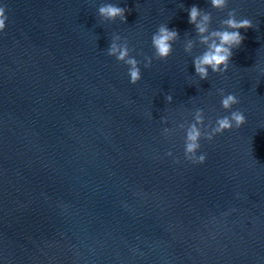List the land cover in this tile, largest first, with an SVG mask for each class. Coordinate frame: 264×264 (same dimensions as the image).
<instances>
[{
  "label": "water",
  "instance_id": "obj_1",
  "mask_svg": "<svg viewBox=\"0 0 264 264\" xmlns=\"http://www.w3.org/2000/svg\"><path fill=\"white\" fill-rule=\"evenodd\" d=\"M2 3L0 264H264V0ZM100 3L125 7V21L101 20ZM194 3L211 28L229 9L252 21L226 72L204 80L191 63L203 48ZM161 23L178 36L144 67ZM113 34L140 61L135 84L106 54ZM218 89L246 120L202 138L194 164L176 125L197 107L205 123L226 114Z\"/></svg>",
  "mask_w": 264,
  "mask_h": 264
},
{
  "label": "clouds",
  "instance_id": "obj_2",
  "mask_svg": "<svg viewBox=\"0 0 264 264\" xmlns=\"http://www.w3.org/2000/svg\"><path fill=\"white\" fill-rule=\"evenodd\" d=\"M228 0H208V4L214 9H224ZM125 7L116 3H100L96 8V14L101 20L113 21L119 18L125 21ZM5 7L0 0V31L5 27ZM211 14L201 9L197 4H191L187 8V22L193 26L195 32V43L203 45L198 54L192 55L191 63L193 75L199 80H204L212 73H224L229 67V60L233 55V49L238 48L244 39L239 29L252 26V21L247 17H238L235 9H229L225 18L221 19V27H210ZM178 36L175 28H169L166 23L159 24L150 36L152 56L144 57V67H148L152 59H165L172 51L173 42ZM123 40V42H122ZM193 39H188L184 44V51L190 53L193 48ZM106 54L115 58L118 62L126 65V73L130 84H135L141 78L140 61L130 55V49L125 38L119 34H113L106 48ZM220 94L219 104L226 114L217 116L215 121L209 120L205 123L203 109L197 107L191 113V121L181 122L176 125L183 129V155L192 163H203L206 159L205 153L199 151L201 139L211 141L212 138L224 131L239 128L244 124L246 117L243 111L232 106L236 105L238 97L231 93H224L218 89ZM165 100L171 102L170 94ZM173 129L164 127L162 134L167 136ZM168 155H171L169 151Z\"/></svg>",
  "mask_w": 264,
  "mask_h": 264
}]
</instances>
